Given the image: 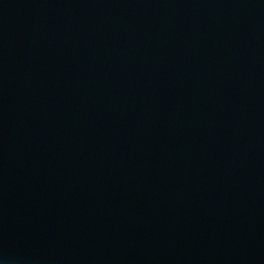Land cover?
<instances>
[{
    "label": "water",
    "instance_id": "1",
    "mask_svg": "<svg viewBox=\"0 0 264 264\" xmlns=\"http://www.w3.org/2000/svg\"><path fill=\"white\" fill-rule=\"evenodd\" d=\"M0 264H197L23 0H0Z\"/></svg>",
    "mask_w": 264,
    "mask_h": 264
}]
</instances>
